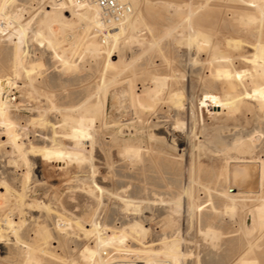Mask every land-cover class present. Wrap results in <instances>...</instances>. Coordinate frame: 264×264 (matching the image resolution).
<instances>
[{
	"label": "rangeland",
	"instance_id": "374dc122",
	"mask_svg": "<svg viewBox=\"0 0 264 264\" xmlns=\"http://www.w3.org/2000/svg\"><path fill=\"white\" fill-rule=\"evenodd\" d=\"M51 1L6 0L3 5L12 25L0 33V91L5 90L6 100L1 108L25 157L6 142L0 124V183L5 185L0 184V236H5L0 237V264H98L103 251L140 261L155 251V259L165 260L163 236L176 241L177 264H264V229L252 213L259 198L236 199L231 212V202L222 196L229 158L264 161V106L242 98L249 81L240 86L230 76L252 66L253 48L264 53V20L239 25L238 17L251 13L239 0H129L132 24L120 29L113 44L103 42L87 19L73 27L53 23L48 35L40 23ZM193 31L205 34L207 42H188ZM19 44L24 55L14 75L11 56L2 57L1 51ZM106 60L115 68L106 67ZM162 78L165 86L150 104L147 92ZM92 105H99L95 114L85 110ZM63 114L82 126L67 133L58 124ZM38 116L45 125H38ZM32 118L37 122L31 124ZM233 135L255 148L224 152L214 142L227 136L224 140L231 142ZM35 145L43 147L40 157L30 155ZM72 147L80 150L81 161L64 158ZM4 187L9 193L2 199ZM131 197L138 211L126 210L121 201ZM5 219H11L15 232ZM132 220L144 227L141 236L104 248L98 261L80 256L97 235ZM207 227L220 235H202Z\"/></svg>",
	"mask_w": 264,
	"mask_h": 264
},
{
	"label": "bare ground",
	"instance_id": "6f19581e",
	"mask_svg": "<svg viewBox=\"0 0 264 264\" xmlns=\"http://www.w3.org/2000/svg\"><path fill=\"white\" fill-rule=\"evenodd\" d=\"M6 1V0H5ZM4 0H0V33L4 32V27L8 28L9 25H12V22L10 20H8V16L5 17L4 13H3V5H4ZM120 3L124 4V5H128V10L126 9L124 15H123V19L119 20L116 24H114L112 26V28H107L105 29L103 27V24H101L100 22V18L98 16V11L96 9V7L93 4H77L74 3L72 0H52L51 5L46 7L48 10H45L42 12L41 14V25L43 27H45L48 30V35H52L53 34V30L50 28L51 25L53 23H56L60 26H68V27H73L74 25H77V23H82V21L84 20H88L89 23L92 26H96V32H100L102 34V37L104 39L103 42H107V40H111L114 44L116 37L118 36L120 29H122L123 27H127L130 26L132 24V18L134 16V12H133V8L132 6L128 3L129 0H118ZM210 1V0H209ZM229 0H227L228 3ZM239 0V4L241 5V9L247 10L251 13H246L245 15H243V17H238L239 21V25L240 23L243 25H247L250 23H255V22H259L261 23L264 20V0H250L249 2H245V1H241ZM8 2V1H7ZM231 3V2H230ZM226 4V3H225ZM234 4V3H233ZM72 7V8H71ZM227 9V8H226ZM64 12L65 14L68 13V16H63L61 13ZM191 15V14H190ZM40 16V15H39ZM135 19V18H134ZM187 20V19H186ZM14 23V22H13ZM188 23V22H187ZM246 25L244 27H246ZM53 26V25H52ZM242 27V26H241ZM260 27V24H259ZM243 28V27H242ZM86 29V28H85ZM83 31V30H82ZM259 31V30H258ZM251 33H255L257 32V29H252L250 30ZM21 33L23 34V29L21 30ZM46 33V32H45ZM251 36V35H250ZM45 37L47 38L48 36L45 35ZM249 37V36H248ZM252 37V36H251ZM41 38V37H40ZM253 38V37H252ZM45 39V38H44ZM58 39V38H57ZM40 40V39H39ZM42 40V39H41ZM181 41V40H180ZM187 41L190 43H194V42H199L202 41L203 43H206V39H205V34H202L200 32H191L188 36H187ZM46 45L48 47H55L54 42L50 39V37L47 38V41L45 42ZM217 43V42H216ZM149 44V43H148ZM151 44V43H150ZM186 44V43H185ZM196 44V43H194ZM57 46V45H56ZM72 46V45H71ZM99 46V45H98ZM113 46V45H112ZM93 49H97V46H93ZM233 48V46H232ZM54 49V48H53ZM252 53L250 55V59L253 61H251V67L249 69H246L247 71H234L233 75L230 74V76H233L234 80H237L240 85V83L242 82V80L246 81L249 85V90H245L244 88V92L241 94L242 98L243 97H248V99H252L255 102L258 103V105H263L264 106V53L263 52H259L258 50H256V48L252 49ZM21 46L16 45V46H12L10 50H7L5 48L2 49L1 51V55L2 57H4V55H8L11 56V60H12V67L14 68V75H17L16 72V68H18L19 66H21L22 60H23V55L21 53ZM88 51V50H87ZM91 52V51H89ZM106 53V52H105ZM216 53V52H214ZM221 55V56H220ZM53 56L55 58L60 59L61 55L58 56L55 52H53ZM218 56L219 59L222 60L223 62V55L219 54ZM26 57V56H25ZM213 58H216V55L214 54V56H212ZM3 59V58H2ZM243 59V58H242ZM9 60V58H8ZM107 60H108V56H107ZM106 60V67H113L115 68V65H113L111 62H108ZM213 61L215 59H212ZM211 60V61H212ZM218 60V59H217ZM225 60V58H224ZM230 60V59H229ZM233 60V59H231ZM210 61V62H211ZM220 62V60H218ZM217 61V62H218ZM226 61V60H225ZM27 62V61H26ZM228 62V60H227ZM8 63V62H7ZM233 63V62H232ZM25 64V63H24ZM34 64V63H33ZM36 64V63H35ZM225 64V62H224ZM230 64V63H227ZM41 64H37L35 66H28L29 68L26 71H22L23 75H27L29 74L33 69H35L34 67H39ZM226 65V64H225ZM11 66V65H10ZM232 66V64L230 65ZM1 67V66H0ZM222 67V64L221 66ZM26 68V67H25ZM12 69V68H11ZM218 69V68H216ZM228 72V71H227ZM36 73V71H35ZM52 73V72H51ZM221 74V75H220ZM218 73V75L222 76L224 74L222 73ZM228 75V74H227ZM227 75H224V78H226ZM11 76L12 72H11ZM229 76V75H228ZM48 78V77H47ZM60 78V77H59ZM69 80V79H68ZM26 81V80H25ZM55 81V80H53ZM60 81V80H59ZM52 82V81H51ZM65 82V81H64ZM31 83V82H30ZM54 83V82H53ZM126 83V82H125ZM51 84V83H49ZM54 85V84H53ZM56 85V84H55ZM119 85V84H118ZM165 86V78L162 79H157L155 81V85L154 88H152L151 90H149L147 92V98H149V103L150 101H153L154 98H156L160 92L162 91V89ZM241 86V85H240ZM245 87V86H244ZM5 91V90H4ZM4 91H0V124L3 125V133L5 134V139L6 142H8L12 148L17 149L16 151L23 156V158L25 157V154H22V145L23 143L19 144V140L16 138H19L18 136H14L16 134V131H14L12 129V127L10 126V123H8L6 117L2 114V108H3V104H5L4 102ZM183 91V90H182ZM123 92V91H122ZM126 93V92H125ZM127 94V93H126ZM224 94V92H223ZM222 94V95H223ZM230 94V93H228ZM116 95V93H115ZM119 95V94H118ZM172 95L171 97L169 95V97L172 100ZM181 95V93L179 94ZM237 95V94H236ZM29 96V95H28ZM114 96V95H113ZM174 96V95H173ZM112 97V95H111ZM121 97V96H120ZM129 97V96H128ZM180 97V96H179ZM240 96H237V98ZM33 98V97H32ZM116 98V97H115ZM169 98V99H170ZM178 98V97H176ZM175 99V98H174ZM180 99V98H179ZM192 99V98H191ZM233 98H230V100H232ZM241 99V98H240ZM247 99V100H248ZM129 100V99H128ZM177 100V99H175ZM229 100V101H230ZM6 101V100H5ZM44 101V100H43ZM173 101V100H172ZM172 101H168V102H172ZM235 101V99H234ZM147 102V103H148ZM32 103V102H31ZM145 103V102H144ZM144 103L142 104H138L140 107L144 106ZM148 103V104H149ZM148 104L146 105V107L144 106L143 108H147L149 107ZM151 104V103H150ZM149 104V105H150ZM192 104V103H191ZM98 106L99 105H92V106H86L85 110L86 112L95 114L97 113L98 110ZM118 106V105H117ZM152 106V105H151ZM262 106V108H263ZM2 107V108H1ZM260 107V106H259ZM78 108V107H77ZM84 108V107H83ZM142 108V109H143ZM4 109V108H3ZM76 109V108H75ZM125 109V108H124ZM180 109V108H179ZM68 110V109H66ZM64 110H62L63 112ZM70 111V110H68ZM192 112V111H191ZM88 113V114H89ZM43 114V113H42ZM90 114V115H92ZM84 116V113L83 115ZM81 116V117H82ZM136 118V117H135ZM263 118V117H262ZM36 119L38 120V122L36 121ZM30 119V123H33V120H35L37 123H39L38 125L43 126L45 124L44 120L41 119V117H36ZM83 119V118H82ZM93 119V118H92ZM26 120V119H25ZM84 120V119H83ZM82 120V121H83ZM93 121V120H92ZM84 122V121H83ZM35 123V122H34ZM46 123V121H45ZM82 123V122H81ZM81 123L79 124V121L70 116V115H62V117L60 116V121H58L59 126L63 127L65 129V131L67 133H72L73 130H75L76 126L81 125ZM85 123V122H84ZM83 123V124H84ZM86 124V123H85ZM255 125V124H254ZM82 126V125H81ZM79 127L80 129L83 127ZM85 126V125H84ZM177 126V125H176ZM179 126V125H178ZM88 127V126H86ZM215 127V126H214ZM256 127V126H255ZM90 129V127H89ZM86 130V129H85ZM192 130V129H191ZM51 131V130H50ZM76 131V130H75ZM79 131V130H77ZM122 132V131H121ZM259 132V130H258ZM75 133V132H74ZM85 135V132H83ZM191 133V131H190ZM189 133V134H190ZM38 134V133H37ZM66 134V133H65ZM77 134V133H76ZM86 134H88L86 132ZM23 135V134H22ZM74 136V134H72ZM66 136V135H65ZM89 136V135H88ZM230 136V135H229ZM232 136V135H231ZM234 136V135H233ZM84 137V136H83ZM254 137V136H253ZM224 139L228 138V136ZM231 138V137H230ZM25 139V138H24ZM45 139V138H44ZM83 139V138H82ZM88 139V138H87ZM222 138H216L214 140V142L216 144H222V151H226L227 149H230L232 151H235L237 153H243V151H249L251 150V148H255L256 144H252L250 142V140H246L243 141L241 140L240 137H235L233 139H231V142H227ZM229 139V138H228ZM37 140V139H36ZM188 140V139H187ZM192 140V138H191ZM227 140V139H226ZM41 142V141H40ZM81 142V141H80ZM162 142V141H161ZM39 143V142H38ZM213 146V145H212ZM42 148L43 147H39L38 145L35 146H31L29 148V152L31 156H35V157H40V153L42 152ZM69 148V147H68ZM221 148V149H222ZM174 149V148H173ZM220 149V150H221ZM68 151L65 152V159L66 157H68V159H74V160H79L81 161L83 158V155L80 153L79 149L76 148H70L67 149ZM253 150V149H252ZM11 151V150H10ZM231 151V152H232ZM28 152V151H27ZM220 152V151H219ZM215 153V152H214ZM217 154V153H216ZM13 160V159H12ZM44 160V159H43ZM27 163V169H30V164L25 159V162ZM39 163V162H38ZM43 163V162H42ZM33 165V164H31ZM36 166V164L34 165ZM36 168V167H35ZM225 189L223 191V195L224 197H226L227 199H229V201L231 202V206L227 209L229 211H233L234 209V200L236 199H251V198H259L257 200V205L255 206L254 209H252V213H253V222H255V224L258 226V228L264 229V196L262 195V191H263V186H264V161L262 160H251V159H243V158H238V157H232L229 158L228 161H226L225 163ZM3 169V168H2ZM34 169V168H33ZM42 169V168H40ZM37 170V169H36ZM28 174V171H26V174ZM24 175V177L26 178V176ZM24 180V179H23ZM82 181V180H81ZM95 183V182H94ZM3 186H5L3 183H0ZM25 184V183H24ZM23 184V185H24ZM5 191L4 194L1 195L3 198L5 199L7 198V194L9 193L8 189L6 187H4ZM98 189V187H97ZM102 190V189H101ZM21 191V190H20ZM99 191V189H98ZM115 194V193H114ZM138 194V193H137ZM153 195V194H152ZM17 197L15 198H19L20 193L18 195H16ZM156 196V195H155ZM154 196V197H155ZM127 197V196H126ZM125 197V198H126ZM150 198V197H149ZM152 198V197H151ZM19 199H17L18 201ZM121 201L123 202V204L125 205V209H133V211H138V206L137 205H133L135 204L133 201V197H131V199H121ZM179 201V200H178ZM178 201H174L177 202ZM210 202V201H209ZM150 203L149 201L147 202V204ZM139 204V203H138ZM37 205V204H36ZM35 205V206H36ZM25 206V205H24ZM27 206H32V205H27ZM150 206V205H149ZM213 206V205H212ZM29 207V208H30ZM145 207V206H144ZM143 207V209H144ZM199 207V206H198ZM253 207V206H252ZM26 208V207H25ZM32 208V207H31ZM190 208V207H189ZM114 209V208H113ZM147 211V205L145 208ZM176 210V209H175ZM196 210V209H195ZM226 210V211H227ZM116 211V210H115ZM150 211V209H149ZM198 212V211H197ZM152 213V212H151ZM158 213V212H157ZM173 213V212H172ZM16 216V215H15ZM9 218V217H8ZM53 218V217H51ZM55 219V218H54ZM108 219V218H107ZM144 219V218H143ZM95 220V219H94ZM1 221V220H0ZM5 221L8 223L9 225V229L11 232H15V228L14 225L11 221V219H5ZM59 221V220H58ZM5 222V223H6ZM55 222V221H54ZM6 223V224H7ZM60 223V222H59ZM17 224V223H16ZM93 224V223H92ZM91 224V225H92ZM5 225V224H4ZM94 225V224H93ZM92 225V226H93ZM78 226V225H77ZM103 226V225H102ZM58 227V226H57ZM106 227V226H105ZM43 226L39 229H42ZM45 230V229H44ZM84 230V229H83ZM96 230V229H95ZM94 230V231H95ZM9 231V232H10ZM107 231V230H106ZM145 231L144 227H142V225L138 224L137 222H135L134 220L130 221L127 225H123L121 226V229H119L118 231H110V233H107V235H105L104 237H100L99 235L96 236L95 239V244H93V246H86L84 247V249L82 251H80V256H82L84 258V260L88 261V262H94V260L97 258V261L100 260V253L99 251L103 250L104 248H109L112 246H123L126 243H128V237L130 238V240H132L135 236H141L143 234V232ZM218 232H216L213 227H207L206 229L203 230L202 235H207L210 236L212 238H216V236ZM44 234H46V232L44 231ZM93 234V233H92ZM13 235V234H12ZM11 235V236H12ZM14 235L16 236L17 234L14 233ZM39 235V234H38ZM47 235V234H46ZM84 235V233H83ZM220 235V234H219ZM218 235V236H219ZM2 237V236H0ZM5 237V236H3ZM2 237V239H3ZM41 237H42V233H41ZM40 237V238H41ZM44 237V236H43ZM18 238V235H17ZM162 238V237H161ZM163 238L165 239V236H163ZM162 238L161 241V247L162 249L160 250L161 255L165 258V260H158L155 259V256L158 255V252H152L149 256H147L146 258H143L141 261H144L148 264H162V262L168 263V264H177L176 262V255H177V246H176V241L174 240H170L169 242H166L164 239ZM8 239V238H7ZM44 240V238H41ZM218 239V237H217ZM42 240V241H43ZM136 240V238H135ZM6 241V240H5ZM4 241V242H5ZM215 241V240H214ZM218 241V240H217ZM3 242V241H2ZM11 242V241H10ZM9 242V244H10ZM22 242V241H21ZM44 242V241H43ZM139 242V241H138ZM216 242V241H215ZM1 243V242H0ZM16 243V242H15ZM2 244V243H1ZM4 244V243H3ZM131 244V243H130ZM5 245V244H4ZM134 245V244H133ZM10 246H12L10 244ZM135 246V245H134ZM133 247V246H132ZM215 247V246H214ZM6 248V247H5ZM13 248V247H12ZM28 248V247H27ZM32 248V247H31ZM35 248V247H34ZM129 248V247H128ZM9 250V249H8ZM14 250V248H13ZM12 250V251H13ZM7 251V250H5ZM10 251V250H9ZM41 251V250H40ZM132 251V250H131ZM42 252V251H41ZM104 252V251H103ZM151 252V251H150ZM7 253V252H6ZM14 254V253H13ZM12 254V255H13ZM30 252L27 254L29 255ZM126 254V253H125ZM213 254V253H212ZM9 256L10 253H9ZM31 256V255H29ZM28 256V257H29ZM6 257H3V259H5ZM7 258H11V257H7ZM6 258V259H7ZM207 258V257H206ZM5 259V260H6ZM215 259V258H214ZM2 260V259H0ZM8 261V260H7ZM215 261V260H214ZM213 261V262H214ZM213 262L211 264H213ZM209 263V262H208ZM238 263V262H237ZM239 264H246L243 260H240ZM249 264H254L253 262H249Z\"/></svg>",
	"mask_w": 264,
	"mask_h": 264
},
{
	"label": "built area",
	"instance_id": "2783aa9c",
	"mask_svg": "<svg viewBox=\"0 0 264 264\" xmlns=\"http://www.w3.org/2000/svg\"><path fill=\"white\" fill-rule=\"evenodd\" d=\"M79 4H93L100 18L101 24L105 29L112 28L119 20L123 19V15L128 5L120 3L118 0H72ZM128 10V9H127ZM98 264H148L144 261L137 260L134 257L123 258L113 252H103L102 259ZM162 264H168L162 262Z\"/></svg>",
	"mask_w": 264,
	"mask_h": 264
}]
</instances>
